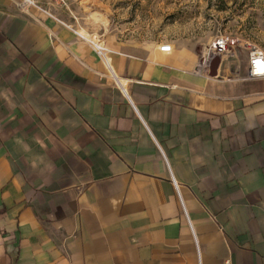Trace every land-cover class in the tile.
<instances>
[{
	"label": "crops",
	"instance_id": "crops-1",
	"mask_svg": "<svg viewBox=\"0 0 264 264\" xmlns=\"http://www.w3.org/2000/svg\"><path fill=\"white\" fill-rule=\"evenodd\" d=\"M19 1L0 0V264H264L247 60L229 75L111 41L106 65L49 3Z\"/></svg>",
	"mask_w": 264,
	"mask_h": 264
},
{
	"label": "rangeland",
	"instance_id": "rangeland-1",
	"mask_svg": "<svg viewBox=\"0 0 264 264\" xmlns=\"http://www.w3.org/2000/svg\"><path fill=\"white\" fill-rule=\"evenodd\" d=\"M49 7L106 48L111 41L157 48L169 42L200 59L214 38L226 36L227 50L243 65L249 49L264 52V0H65ZM213 61L231 70L229 75L237 63L228 54Z\"/></svg>",
	"mask_w": 264,
	"mask_h": 264
},
{
	"label": "built area",
	"instance_id": "built-area-1",
	"mask_svg": "<svg viewBox=\"0 0 264 264\" xmlns=\"http://www.w3.org/2000/svg\"><path fill=\"white\" fill-rule=\"evenodd\" d=\"M44 1L51 4V6H53V5L62 6L65 4V0H44ZM17 7L19 9L25 11V12H28V10H30L31 8L38 9V10L43 9L41 1H39V0H20L17 3ZM79 36H81V35L79 34ZM89 42H90V45L92 46L93 50L97 54V56L99 58H101V60H103L105 62V64L107 65L108 60L106 58V54H107L108 50L104 46V44L98 40L96 42L89 40ZM228 43H229V38L226 36H219V37L214 38L212 40V42L210 43L207 52L202 53V55L199 59V63H198L199 68H201L206 63L208 66L209 63L213 59H215L216 57L225 55V54H228L229 56H232V57H236V54L233 51L227 50ZM158 49L160 52H163L166 54L171 53V51L173 50L171 44L168 42L161 44ZM210 54H211V56L209 58ZM108 71H109L110 76L113 78L115 85H117L119 88H121V84H120V82H118V80L114 76L112 70L109 69ZM245 79L246 80L264 79V52H262L256 48H252V49L248 50L247 68H246ZM125 97H126V100L128 101V103L131 105V107L134 108L130 99L127 96H125ZM163 159H164L165 164L167 165V168L169 169L167 161H166L164 156H163ZM169 175H170V180L173 184V187H174V189L178 195L179 204L181 206V209H182L185 217L187 218L186 210L184 208L183 202H182V200L179 196V193H178L177 184L174 181V178L172 177L171 173H169ZM187 221H188V225L192 231V228H191V225L189 223L188 218H187ZM192 233H193V231H192ZM193 237L195 239V236H193ZM196 248H197V254L199 255V249H198L197 245H196ZM222 264H230V260L227 259Z\"/></svg>",
	"mask_w": 264,
	"mask_h": 264
},
{
	"label": "bare ground",
	"instance_id": "bare-ground-1",
	"mask_svg": "<svg viewBox=\"0 0 264 264\" xmlns=\"http://www.w3.org/2000/svg\"><path fill=\"white\" fill-rule=\"evenodd\" d=\"M81 35V34H80ZM82 36V35H81ZM86 39H88V38H86ZM89 40V39H88ZM211 56V54L209 55V57ZM209 59V58H208Z\"/></svg>",
	"mask_w": 264,
	"mask_h": 264
}]
</instances>
